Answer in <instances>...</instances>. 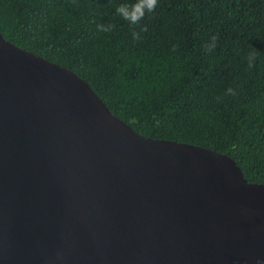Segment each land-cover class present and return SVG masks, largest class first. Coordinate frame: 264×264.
Wrapping results in <instances>:
<instances>
[{
  "label": "water",
  "instance_id": "water-1",
  "mask_svg": "<svg viewBox=\"0 0 264 264\" xmlns=\"http://www.w3.org/2000/svg\"><path fill=\"white\" fill-rule=\"evenodd\" d=\"M264 186L150 139L0 34V264H257Z\"/></svg>",
  "mask_w": 264,
  "mask_h": 264
},
{
  "label": "trees",
  "instance_id": "trees-1",
  "mask_svg": "<svg viewBox=\"0 0 264 264\" xmlns=\"http://www.w3.org/2000/svg\"><path fill=\"white\" fill-rule=\"evenodd\" d=\"M135 2L0 0V34L72 71L136 134L225 155L264 186V0H159L133 26L116 7Z\"/></svg>",
  "mask_w": 264,
  "mask_h": 264
},
{
  "label": "clouds",
  "instance_id": "clouds-1",
  "mask_svg": "<svg viewBox=\"0 0 264 264\" xmlns=\"http://www.w3.org/2000/svg\"><path fill=\"white\" fill-rule=\"evenodd\" d=\"M159 6V0H136L135 3H125L120 4L116 7V14L122 19L126 20L130 25H139L140 21L144 19L146 14H151ZM114 25H98V31L100 32H110L113 30ZM146 30V29H144ZM133 39H140L139 33L133 32ZM215 38H213L212 43L206 46V51L211 52L215 49ZM259 53L253 50L247 56L248 67L252 68L254 66L255 60L257 59ZM227 95H236L234 89L229 88L226 91ZM222 98L217 97L219 102ZM257 264H264V261H257Z\"/></svg>",
  "mask_w": 264,
  "mask_h": 264
}]
</instances>
